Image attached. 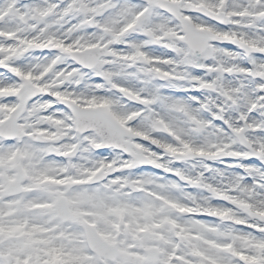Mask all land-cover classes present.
I'll list each match as a JSON object with an SVG mask.
<instances>
[{"label":"snow or ice","instance_id":"snow-or-ice-1","mask_svg":"<svg viewBox=\"0 0 264 264\" xmlns=\"http://www.w3.org/2000/svg\"><path fill=\"white\" fill-rule=\"evenodd\" d=\"M0 264H264V0H0Z\"/></svg>","mask_w":264,"mask_h":264}]
</instances>
